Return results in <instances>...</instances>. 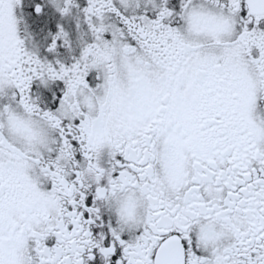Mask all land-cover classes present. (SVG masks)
Here are the masks:
<instances>
[{
    "label": "snow or ice",
    "instance_id": "1",
    "mask_svg": "<svg viewBox=\"0 0 264 264\" xmlns=\"http://www.w3.org/2000/svg\"><path fill=\"white\" fill-rule=\"evenodd\" d=\"M0 264H264V0H0Z\"/></svg>",
    "mask_w": 264,
    "mask_h": 264
}]
</instances>
